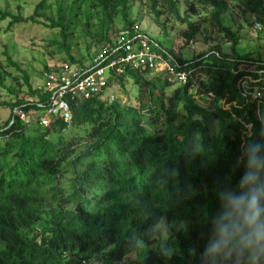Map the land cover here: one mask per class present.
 I'll use <instances>...</instances> for the list:
<instances>
[{"label":"trees","instance_id":"obj_1","mask_svg":"<svg viewBox=\"0 0 264 264\" xmlns=\"http://www.w3.org/2000/svg\"><path fill=\"white\" fill-rule=\"evenodd\" d=\"M133 1L57 0L54 24L61 26L58 46L66 55L61 60L82 63L69 37L75 24L87 28L91 15L98 26L91 34L99 41L111 40L117 21L133 32ZM185 2L183 15L180 0H146L145 10L163 33L169 21L185 24L188 41L197 22L209 23L230 47L227 53L212 46L191 57L176 56L199 77L193 87L178 85L173 95L160 96L149 87L152 79L109 70L108 86L123 88L127 79L146 84L149 102L74 95L70 124L53 117L47 126L37 120L48 105L46 92L32 87L26 74L34 99L10 89L14 100L2 103L11 112L0 124V264H82L83 259L118 264L140 241L150 243L153 228L164 219L181 226L173 228L163 248L127 264H200L201 233L207 213L216 210L215 191L229 180L236 183L240 171L232 174L230 167L239 145L246 138L261 140L264 127V73L255 72L264 69V58L258 50H237L240 35L221 15L236 4L264 28V0ZM49 7L48 0H40L27 17L0 9V19L9 17L10 25L35 21ZM247 75L253 80L243 91L238 82ZM15 109L30 113V120L15 116Z\"/></svg>","mask_w":264,"mask_h":264},{"label":"rangeland","instance_id":"obj_2","mask_svg":"<svg viewBox=\"0 0 264 264\" xmlns=\"http://www.w3.org/2000/svg\"><path fill=\"white\" fill-rule=\"evenodd\" d=\"M40 0H0V9L10 11L13 14L20 13L27 17L32 14L35 5ZM71 0H65L69 5ZM50 7L44 12L45 15L38 17L37 20H28L10 25V18L0 19V72L3 76L0 84V124H2L10 115V107L2 103L3 101H13L15 94L10 89H16L18 96L34 99L28 96L27 86L23 75L28 76V81L32 87L42 85L41 74L51 64L62 61L65 52L59 48V43L63 40L61 26L54 23L58 21L56 4L57 0H48ZM133 8L129 16L136 20L137 30L148 37L161 42L165 47L178 49L184 57H191L194 51H205L210 47H216L223 53L230 51L229 42L209 23L197 22L198 31L193 37L191 45H181L185 39L186 25L178 22L169 21L166 26V33H163L147 14L146 0H134ZM189 4L185 0H180V11L183 15ZM191 19L197 20V15L191 10L188 12ZM82 14H77L80 18ZM91 24L87 28L81 24H75V31H72L69 37L71 48L75 54L82 55V62H88L92 59L94 53L103 44L92 34L96 33L98 26L95 24L97 19L91 15ZM223 24L237 30L240 40L237 44V50L245 52L258 50L259 55L264 58V32L254 29L252 17L244 11L242 7L233 4L232 8L221 15ZM82 22L83 19L80 18ZM122 23H115L112 39L120 32ZM92 33V34H91ZM193 44V46H192ZM152 81L149 84L150 89L160 96L173 95L178 84L174 82H165V75L152 74ZM154 86V87H153ZM114 93L116 99L121 104H137L138 101L149 102L150 91L148 85L133 82L127 79L125 86L111 85L104 93L105 95ZM157 100V99H156ZM181 223H175L173 220H162L153 228V240L150 243L139 242V248L136 252L128 255L123 262L118 264H127L129 261L141 259L151 250H159L164 247L166 241L171 236L174 229H178ZM94 264H99L93 261Z\"/></svg>","mask_w":264,"mask_h":264},{"label":"built area","instance_id":"obj_3","mask_svg":"<svg viewBox=\"0 0 264 264\" xmlns=\"http://www.w3.org/2000/svg\"><path fill=\"white\" fill-rule=\"evenodd\" d=\"M254 29L264 28L254 22ZM133 32L123 29L113 39L103 42L94 53L91 60L82 63L60 61L49 65L42 73V85L38 86L41 92L48 95V105L38 116V123L47 126L50 119L55 117L68 125L72 119L69 97L79 96L85 99L99 97L113 101L114 93L104 96L110 87L107 85V72L112 70L116 75L134 73L137 76L151 80L152 74L165 75V82H174L178 85L190 83L193 86L199 83V77L187 67H181L176 56L178 49H164L155 39L146 36L133 26ZM193 39L181 42V45H191ZM193 46V44H192ZM259 74L263 68L255 69ZM253 80L247 75L238 82L243 91L247 90L248 81ZM14 115L22 121L30 120V113L15 109ZM33 119H36L33 117ZM82 264H94L83 259Z\"/></svg>","mask_w":264,"mask_h":264},{"label":"clouds","instance_id":"obj_4","mask_svg":"<svg viewBox=\"0 0 264 264\" xmlns=\"http://www.w3.org/2000/svg\"><path fill=\"white\" fill-rule=\"evenodd\" d=\"M260 136L239 145L230 167L232 174L240 171L236 183L229 180L215 191L217 207L207 213L201 233L200 264H264V127Z\"/></svg>","mask_w":264,"mask_h":264}]
</instances>
